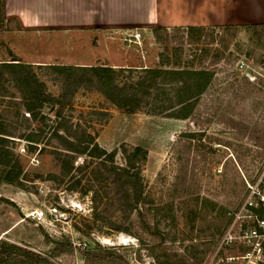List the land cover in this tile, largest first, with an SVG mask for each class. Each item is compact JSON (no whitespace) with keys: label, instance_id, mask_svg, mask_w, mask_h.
<instances>
[{"label":"rangeland","instance_id":"1","mask_svg":"<svg viewBox=\"0 0 264 264\" xmlns=\"http://www.w3.org/2000/svg\"><path fill=\"white\" fill-rule=\"evenodd\" d=\"M224 27L168 28L158 38L146 32L139 45L112 36L107 52L102 43L96 47L92 32L19 31L5 21L0 0V63L31 64L59 100L44 103V119L33 120L0 66V128L21 171L20 184L8 183L9 169L0 164V235L6 232L0 244L41 257L36 262L1 246L0 264H226L225 256L243 251L222 246L221 239L250 193L248 185L264 175V27ZM121 56L141 62L127 67L206 69L212 77L189 116L177 118L154 112L172 104L165 95L126 112L87 82L67 88L61 71L50 66L110 65L107 59ZM129 74L120 73L118 81ZM58 107L101 147L116 149V164H125L123 147L146 151L138 165L144 199L132 212L119 210L110 193L94 210L92 192H82L91 169L73 171L81 179L78 190L71 189L70 175L61 176L65 150L52 137ZM31 132L42 133L41 139L29 142ZM73 156L74 166L95 161ZM36 210H43V220L33 217Z\"/></svg>","mask_w":264,"mask_h":264},{"label":"trees","instance_id":"2","mask_svg":"<svg viewBox=\"0 0 264 264\" xmlns=\"http://www.w3.org/2000/svg\"><path fill=\"white\" fill-rule=\"evenodd\" d=\"M2 10V5H1ZM255 26V25H254ZM264 27V24H256ZM238 26L226 25L224 28H236ZM205 27L184 28L187 32L201 31ZM160 30H167L164 27L152 28L155 37H160ZM2 70L9 73L15 87L23 98V108L32 117L33 120L44 119L41 113V107L44 103H59L46 88L43 81L39 79L32 69V65L20 61L1 62ZM55 70L61 71L63 82L67 88L72 84L87 82L104 97L118 108L126 112H135L145 99H159L165 95L169 100H173L170 106H164L162 109L154 112L169 111V115L177 118H186L189 116L194 104V100L208 86L212 73L206 69H164L160 67H120L116 70L109 65H50ZM125 71L130 72L127 81L122 83L118 81V75ZM133 72H139L137 77H132ZM73 80V82H72ZM167 85H172L166 88ZM73 94V92L71 93ZM173 95V96H172ZM56 125L53 130V136L65 150L61 162V176H69L74 182L71 185L72 190H78L80 178H77L73 171L81 172L83 169H91L89 173L94 176L87 179V187L82 189L83 193L92 192L91 201L97 209V201L108 196L110 193L118 202L119 210L130 213L144 199V185L139 171V162L146 156V151L136 146L133 149L122 148L125 164L115 163L116 149L107 151L101 147L94 135L88 133L79 123L73 124L69 117L62 114L61 107L54 111ZM61 132V133H60ZM7 135L0 128V164L9 169L6 171L5 181L13 184H20L21 171L16 163H12L13 153L7 147ZM29 142H38L42 133H29L26 135ZM74 154H81L92 160L91 165L74 166ZM95 178L98 185H93ZM103 191V192H102ZM7 249V253L24 255L25 257L35 258L36 262L41 257L30 251L14 245L1 243ZM1 253V251H0Z\"/></svg>","mask_w":264,"mask_h":264},{"label":"crops","instance_id":"3","mask_svg":"<svg viewBox=\"0 0 264 264\" xmlns=\"http://www.w3.org/2000/svg\"><path fill=\"white\" fill-rule=\"evenodd\" d=\"M1 5L5 21L15 23L19 31L92 32L98 38L96 47L102 43L107 52V38L121 39L133 29L143 37L154 27L264 24V0H1ZM132 60L141 66L139 59L124 56L106 61L127 67Z\"/></svg>","mask_w":264,"mask_h":264},{"label":"built area","instance_id":"4","mask_svg":"<svg viewBox=\"0 0 264 264\" xmlns=\"http://www.w3.org/2000/svg\"><path fill=\"white\" fill-rule=\"evenodd\" d=\"M142 34L139 29L125 32L121 40L127 44L141 43ZM250 193L243 204L235 212L222 239V246H242L240 254L223 258L226 264H264V175L255 184H249ZM36 220H43V210L33 213Z\"/></svg>","mask_w":264,"mask_h":264},{"label":"bare ground","instance_id":"5","mask_svg":"<svg viewBox=\"0 0 264 264\" xmlns=\"http://www.w3.org/2000/svg\"><path fill=\"white\" fill-rule=\"evenodd\" d=\"M123 242V241H122Z\"/></svg>","mask_w":264,"mask_h":264}]
</instances>
